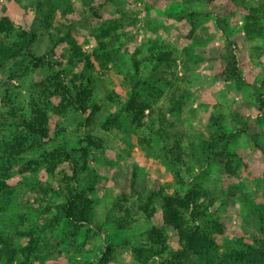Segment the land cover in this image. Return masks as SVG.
<instances>
[{
    "label": "rangeland",
    "instance_id": "374dc122",
    "mask_svg": "<svg viewBox=\"0 0 264 264\" xmlns=\"http://www.w3.org/2000/svg\"><path fill=\"white\" fill-rule=\"evenodd\" d=\"M39 1L0 0V18H10L17 31H36L38 38L31 49L40 57L47 54L51 36H62L66 24L74 25L76 38L89 52L103 39L99 28L104 22L119 23L116 33L103 39L115 45L107 52L111 62L105 68L100 62H93L94 69L86 70L81 64L74 69L76 74L83 72L94 82L95 101L103 105L93 129L103 148L99 152L92 149L94 153L87 159L89 165L79 175L80 189L93 201V225L86 226L78 236L68 234L64 225L51 229L48 223L59 214L57 206L63 203L57 195L48 197L50 213L42 206H34L37 181L58 187L62 173L69 172L63 166L54 176L47 171L44 153L64 143L51 142L25 153L23 159L31 162L32 170L25 171L23 164L10 172L7 184L13 194L5 191L0 199V238H12L13 246L20 249L27 239L18 233L37 232L41 249L45 244L49 247L40 256H32L27 264H98L108 248L112 251L109 264H138L132 248L145 241L151 227L162 228L164 222L160 210L151 222L135 214L136 221L126 229L114 225L132 207L130 203L122 204L120 209V200L123 188L129 187L133 177L147 182L150 189L162 186L166 194L198 188L209 212L222 225L223 232L217 237L222 250L257 235L252 209L264 203V106H260L261 102L264 104V34L248 38L241 11L226 17L222 29L217 16L230 0H55V16L50 21L47 14L37 9ZM246 4L262 10L264 0H246ZM42 8L49 9L47 5ZM261 14L260 24L264 27ZM153 45L174 51L175 62L172 67L158 65L156 61L141 67L140 80L146 83L142 98L151 109L146 113L144 126L136 130L126 110L131 85L124 75L135 73L134 52L142 47L143 54L138 59L145 58ZM229 49L237 56L242 83L223 76ZM162 72L165 77H161ZM19 73V79L9 80L10 72H0V112L5 116V90L10 92L18 112L29 114L31 99L38 90L36 84L49 74L44 68ZM168 81L172 86L166 84ZM176 86L189 93L179 114L171 112ZM112 91L120 96L121 103L107 102ZM219 116L224 132L235 134L229 145L234 174L225 172L219 161H203L200 144L213 129L212 117ZM8 118L9 123L0 129V162L4 147L13 145L22 132L19 121ZM115 118L120 120V128L103 129L107 120ZM161 119L164 121L160 122ZM62 120L68 130L62 140L75 144L85 132L80 127L84 119L69 113ZM176 141L183 146L185 165L174 168L166 153H170ZM74 156L82 167L83 153ZM166 232L175 248V234ZM23 260L18 254L14 264H23ZM150 264H159V259Z\"/></svg>",
    "mask_w": 264,
    "mask_h": 264
},
{
    "label": "trees",
    "instance_id": "16d2710c",
    "mask_svg": "<svg viewBox=\"0 0 264 264\" xmlns=\"http://www.w3.org/2000/svg\"><path fill=\"white\" fill-rule=\"evenodd\" d=\"M55 0H40L36 5L41 13L47 14V20H53ZM43 5L49 9L44 11ZM103 7V6H101ZM217 16V21L222 28L225 19L232 16L236 11L244 15V31L248 38L254 39L264 34V27L260 24L259 14L263 9L248 7L246 0H230ZM222 15L224 18H222ZM264 16V13L261 14ZM47 20L44 22L48 25ZM119 27L117 20L104 22L99 28L100 38H108L116 33ZM223 29V28H222ZM37 32L19 30L17 31L14 22L8 18H0V72H10L9 80L19 79V72L31 69H46L49 74L43 81L37 83L36 96L31 99L29 114L18 112L13 106V99L8 90H5L4 103L7 107V116L19 121L22 132L15 138L13 145L4 147V154L0 162V199L5 191L13 194L8 187L7 179L15 167L24 165L25 171L34 167L30 161H25L23 156L33 147H42L51 142L63 141L58 148L45 152L43 161L47 165V171L55 175L61 166L68 167L69 172L64 171L59 186L49 182L37 181L35 187L34 206H42L46 212H51L48 206V197L57 195L63 199L58 205L59 214L48 223L51 229L56 226H66L68 234L78 236L86 226L93 225L94 208L93 201L87 192L80 189V171H85L89 165L88 158L96 150L103 148L102 140L93 135V129L97 125V117L103 109V105L95 101V84L83 72L76 74L74 69L79 64L86 70L94 69L93 62H100L105 68L111 62L109 49H114L112 42H98L97 48L86 51L76 38L74 25L66 24L62 36H51V46L45 56H37L31 49L37 41ZM65 45L64 50L59 53L58 49ZM148 56L142 59L138 57L143 54V48H139L132 56V68L135 73L125 74L124 80L131 85L130 96L127 100L126 110L130 124L140 129L145 124L146 113L151 105L143 100L142 92L145 82L140 80V71L144 63L157 62L158 65L174 64L173 52L163 46L153 45L148 49ZM227 65L223 76L228 81L243 82L239 62L234 52L229 49L227 52ZM171 63V64H170ZM70 67V69L68 68ZM18 78H17V76ZM166 73L162 72L161 77ZM168 86L172 83L168 81ZM7 88V87H6ZM173 92L172 108L173 114H179L185 105L188 90L176 86ZM107 102L121 103L120 96L112 91L107 95ZM53 99L58 100L55 103ZM259 100V96H258ZM260 101V100H259ZM261 107L264 104L261 102ZM72 114H79L84 120L80 127L85 129L75 144H68L62 140L68 133L62 117ZM0 112V129L9 123V118ZM164 120L161 119L160 122ZM222 118L212 117L213 129L209 137L200 144L204 162L216 160L221 163L225 172L234 174L233 156L229 152V145L235 139V134L227 135L221 126ZM117 118L107 120L103 129L110 131L111 126L121 127ZM30 142L29 146L26 143ZM32 143V144H31ZM32 145V146H31ZM83 153L84 165L80 167L75 153ZM168 163L171 167L185 165L183 159L184 149L180 141L170 153H166ZM120 209L122 204L130 203L132 207L127 208L126 216L117 218L114 225L126 229L136 221V215H142L147 221L154 220L156 214L162 210L164 227H151L146 232L145 241L132 248L134 261L138 264H150L159 259V264H264V203L257 204L252 209L254 221L257 226V235H253L248 241L240 240L238 244L228 245L224 250L218 243V235H221L222 225L209 208L202 201V193L196 188H190L184 193L166 194L162 186L150 189L147 182L140 181L133 177L129 187L122 190ZM135 210V211H134ZM173 232L176 237L177 246L172 247L169 234ZM18 235L26 238V243L20 249L13 246L12 238H0V262L14 264L18 254L24 258L23 264H27L32 256H40L41 249L37 232H19ZM112 251L102 253L98 264H109ZM85 264H92L87 262Z\"/></svg>",
    "mask_w": 264,
    "mask_h": 264
}]
</instances>
